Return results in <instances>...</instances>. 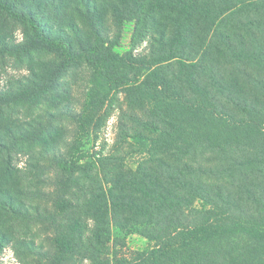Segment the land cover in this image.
<instances>
[{
  "label": "trees",
  "instance_id": "1",
  "mask_svg": "<svg viewBox=\"0 0 264 264\" xmlns=\"http://www.w3.org/2000/svg\"><path fill=\"white\" fill-rule=\"evenodd\" d=\"M61 2L41 11L0 0L29 27L28 42L91 70L81 109L68 110L78 126L69 150L47 149L58 176L52 208L41 210L52 232L45 263L264 264V0H103L111 26L92 27L91 38L54 15ZM81 2L101 12L97 0ZM128 22L133 47L119 55L112 45ZM111 91L128 103L125 143L148 147L136 167L117 146H81L96 97ZM27 133L0 138V152L23 148ZM115 227L153 246L131 250L111 237Z\"/></svg>",
  "mask_w": 264,
  "mask_h": 264
},
{
  "label": "rangeland",
  "instance_id": "2",
  "mask_svg": "<svg viewBox=\"0 0 264 264\" xmlns=\"http://www.w3.org/2000/svg\"><path fill=\"white\" fill-rule=\"evenodd\" d=\"M8 1L23 9L46 8L45 0ZM97 1L102 5L99 13H86L81 0H62L54 15L61 14L66 21L75 20L91 38L92 27H101V22L111 26L108 4ZM28 32L29 27L21 18L0 12V48L4 50L0 51V138L13 141L15 134L20 137L28 131L23 148L12 154L8 149L0 152V264H46L40 254L50 246L48 235L52 232L40 220L45 214L41 210L52 208L46 192L53 189L58 176L49 159L53 148L47 149L54 143L62 153L69 150L68 142L78 132V126L68 110L81 109L91 75L88 66L68 65L42 43L28 42ZM133 32L134 23L128 22L120 41L112 45L115 53L123 55L132 49ZM12 43L14 46L8 48ZM145 45L137 46L136 52H141ZM95 101L91 126L86 127L88 132H82L81 146L91 153H108L117 146L126 151L127 165L136 167L148 147L132 139H129L132 145L125 143L120 125L121 109L128 106L124 94L111 91L105 101L100 96ZM164 138L166 142L165 135ZM195 206L209 207L201 199ZM111 237L123 238L131 250L145 251L153 246L151 240L135 229L123 232L115 227Z\"/></svg>",
  "mask_w": 264,
  "mask_h": 264
}]
</instances>
